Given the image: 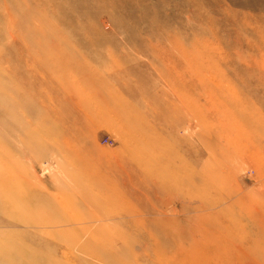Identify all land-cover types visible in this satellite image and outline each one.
<instances>
[{"label": "rangeland", "instance_id": "374dc122", "mask_svg": "<svg viewBox=\"0 0 264 264\" xmlns=\"http://www.w3.org/2000/svg\"><path fill=\"white\" fill-rule=\"evenodd\" d=\"M0 264H264V0H0Z\"/></svg>", "mask_w": 264, "mask_h": 264}, {"label": "bare ground", "instance_id": "6f19581e", "mask_svg": "<svg viewBox=\"0 0 264 264\" xmlns=\"http://www.w3.org/2000/svg\"><path fill=\"white\" fill-rule=\"evenodd\" d=\"M226 15V14H225ZM231 19V18H230ZM228 20V19H227ZM234 20V19H233ZM230 22V21H229ZM213 23V22H212ZM228 23V22H227ZM232 24V23H231ZM230 25V24H229ZM216 26V25H215ZM244 99V98H243ZM241 100V99H240ZM243 102V101H242ZM117 170V169H116ZM205 173V172H204ZM207 174V173H206ZM209 175V174H208ZM216 176V175H215ZM119 177V176H118ZM208 177V176H207ZM212 177H214V175H212ZM219 178L221 179V177L219 176ZM219 178H217L216 180H218ZM212 179V178H211ZM219 179V180H220ZM135 181V180H134ZM213 182V181H212ZM215 183V182H214ZM220 183H218V185H219ZM198 185V184H197ZM255 203V202H254ZM202 206V205H201ZM204 206V205H203ZM257 210V209H256ZM262 216V215H261ZM255 219V218H254ZM260 219V218H259ZM242 226V225H241ZM183 227V226H182ZM181 227V228H182ZM182 229H184V228H182ZM183 231V230H182ZM181 231V232H182ZM164 232V231H163ZM167 234V233H166ZM171 234V233H170ZM170 237H171V235H170ZM243 238V237H242Z\"/></svg>", "mask_w": 264, "mask_h": 264}]
</instances>
